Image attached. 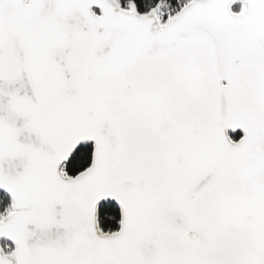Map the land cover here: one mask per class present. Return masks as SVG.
Here are the masks:
<instances>
[{
    "label": "snow or ice",
    "instance_id": "snow-or-ice-1",
    "mask_svg": "<svg viewBox=\"0 0 264 264\" xmlns=\"http://www.w3.org/2000/svg\"><path fill=\"white\" fill-rule=\"evenodd\" d=\"M0 264H264V0H0Z\"/></svg>",
    "mask_w": 264,
    "mask_h": 264
}]
</instances>
